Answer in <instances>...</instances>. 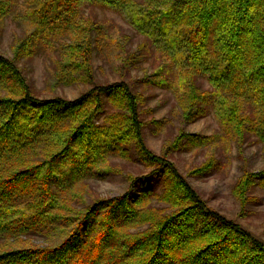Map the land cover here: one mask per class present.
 Listing matches in <instances>:
<instances>
[{
	"label": "trees",
	"instance_id": "16d2710c",
	"mask_svg": "<svg viewBox=\"0 0 264 264\" xmlns=\"http://www.w3.org/2000/svg\"><path fill=\"white\" fill-rule=\"evenodd\" d=\"M15 2L0 0V24ZM25 5L34 29L13 57L0 52V264H264V242L210 207L167 155L148 146L142 95L133 83H100L93 71L94 45L103 35L97 8L120 13L143 37L141 50L153 49L177 70L186 121L210 107L240 146L247 132L264 144V0ZM55 40L64 58L60 79L92 83L75 99L40 97L22 65ZM125 52L121 70L128 74L137 59ZM201 78L211 91H201ZM187 137L182 132L179 140ZM129 143L149 172L128 175L124 194L74 211V190L109 175L113 157L129 158ZM258 181L264 184V171H244L235 187L241 202ZM34 235L52 240L13 244Z\"/></svg>",
	"mask_w": 264,
	"mask_h": 264
},
{
	"label": "rangeland",
	"instance_id": "374dc122",
	"mask_svg": "<svg viewBox=\"0 0 264 264\" xmlns=\"http://www.w3.org/2000/svg\"><path fill=\"white\" fill-rule=\"evenodd\" d=\"M15 1L16 4H12L4 22L0 24V52L12 57L18 42L34 29L24 17L25 0ZM97 12L99 31L103 35H99L100 40L94 45L93 71L96 80L100 83L130 80L142 95L140 110L146 126L148 146L158 155H167L210 207L235 220L264 242V184L258 181L256 187L246 194V204L235 193L236 184L245 170L254 175L264 171V144L257 139L259 137L247 132L240 146L235 134L227 133L210 107H202L200 110L206 113L186 121L184 104L177 99V70H168L169 65L166 67L163 57L153 49L149 51L147 47V52L141 50L145 41L125 16L100 8H97ZM125 51L137 59L128 74L121 70ZM61 53L60 44L55 40L54 47L40 46L33 57H27L22 62L36 94L42 98L59 95L75 99L92 87V83L81 77L71 82L60 79L57 70L65 69ZM158 75L166 77L165 84H159ZM199 86L201 91L212 90L203 78ZM185 104L187 107L190 105L189 101ZM182 132L188 137L179 140ZM125 147H128L130 157L110 159L112 171L109 175L87 180L74 190L78 191V196L72 201L74 211L82 212L94 201L124 194L130 185L128 175L139 176L149 172L134 154V146L129 143ZM207 163L211 166L210 171L193 174ZM49 240L52 239L34 235L23 237L13 244L41 245Z\"/></svg>",
	"mask_w": 264,
	"mask_h": 264
}]
</instances>
